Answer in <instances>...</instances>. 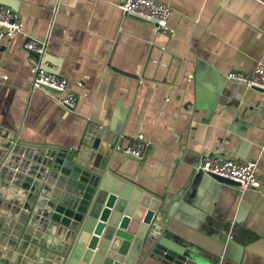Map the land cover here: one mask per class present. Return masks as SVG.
Returning <instances> with one entry per match:
<instances>
[{
  "label": "crops",
  "instance_id": "crops-1",
  "mask_svg": "<svg viewBox=\"0 0 264 264\" xmlns=\"http://www.w3.org/2000/svg\"><path fill=\"white\" fill-rule=\"evenodd\" d=\"M121 1L0 0L23 23L0 41V124L59 146L77 143L89 123L109 128L122 178L154 197L186 193L189 212L169 225L178 250L194 264H264V107L258 90L225 78L264 63V4L161 0L172 13L159 33L122 14ZM26 35L46 43V68L67 79L73 110L32 88ZM140 134L136 158L124 149ZM213 153L256 161L259 188L196 172Z\"/></svg>",
  "mask_w": 264,
  "mask_h": 264
},
{
  "label": "water",
  "instance_id": "water-1",
  "mask_svg": "<svg viewBox=\"0 0 264 264\" xmlns=\"http://www.w3.org/2000/svg\"><path fill=\"white\" fill-rule=\"evenodd\" d=\"M117 144L95 123L66 146L0 124V264H194L169 228L189 212L186 193L154 197L134 187L116 168Z\"/></svg>",
  "mask_w": 264,
  "mask_h": 264
},
{
  "label": "built area",
  "instance_id": "built-area-1",
  "mask_svg": "<svg viewBox=\"0 0 264 264\" xmlns=\"http://www.w3.org/2000/svg\"><path fill=\"white\" fill-rule=\"evenodd\" d=\"M264 4V0H258ZM124 15H133L146 19L153 23L156 32L167 33L169 28V17L172 13L170 4L161 0H122L118 4ZM23 23L18 13L6 5L0 4V41L11 39L16 34L23 33ZM24 49L29 52L28 62L32 73V88L46 89L54 94L56 100L67 110H73L76 105L75 95L67 89V79L47 70L46 43L26 35L23 43ZM225 78L242 83L248 88L260 89V105L264 107V63H258L251 73L240 71H229ZM79 86L81 83H77ZM142 139L140 134L124 151L136 158L140 157L142 151ZM257 163L254 160L238 162L226 158L221 154L213 153L203 155L195 167L196 172L218 175L237 183L241 191L257 189L260 180L256 175ZM234 223L231 222L228 236L231 237Z\"/></svg>",
  "mask_w": 264,
  "mask_h": 264
}]
</instances>
